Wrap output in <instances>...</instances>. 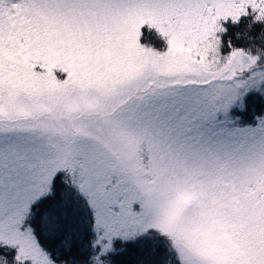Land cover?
<instances>
[{"label": "snow or ice", "instance_id": "snow-or-ice-1", "mask_svg": "<svg viewBox=\"0 0 264 264\" xmlns=\"http://www.w3.org/2000/svg\"><path fill=\"white\" fill-rule=\"evenodd\" d=\"M264 23V0H0V247L11 264H58L70 211L57 172L86 202L92 264L115 240L153 241L161 264H264V49L222 51L224 22ZM163 47L143 43L142 28ZM0 264H10L0 254ZM63 264V262H59Z\"/></svg>", "mask_w": 264, "mask_h": 264}, {"label": "trees", "instance_id": "trees-1", "mask_svg": "<svg viewBox=\"0 0 264 264\" xmlns=\"http://www.w3.org/2000/svg\"><path fill=\"white\" fill-rule=\"evenodd\" d=\"M226 32L221 34L222 51L227 52L229 42L234 47H251L264 49V23L253 22L251 16H241L237 23L231 20L224 22ZM143 43L156 48L163 47V40L155 31L146 26L142 28ZM244 107H234L232 116L238 117L236 123L240 125L256 123V117L264 115V95L256 90L249 91L243 98ZM63 172H57L54 179V189L57 196L63 193L70 202V211L61 216L54 234H49L41 226V213L49 206L51 198H45L33 205L35 214L30 220L41 243L52 254L58 264H92L90 259L98 251L93 248L92 241L95 234L91 229V217L86 202L77 190L65 184L62 180ZM153 241L139 238L136 241L115 240L112 251L102 256L105 264H161L159 253L164 251L163 244H159L158 253H151ZM0 254L8 257L11 264L13 250L0 247Z\"/></svg>", "mask_w": 264, "mask_h": 264}, {"label": "rangeland", "instance_id": "rangeland-1", "mask_svg": "<svg viewBox=\"0 0 264 264\" xmlns=\"http://www.w3.org/2000/svg\"><path fill=\"white\" fill-rule=\"evenodd\" d=\"M154 47V46H153ZM249 91H252V90H249ZM248 93V92H247ZM244 98V97H243ZM234 107H239V102H237V104H234L231 108H230V110H229V115L231 116V117H233L232 116V110H233V108ZM64 174V173H63Z\"/></svg>", "mask_w": 264, "mask_h": 264}]
</instances>
